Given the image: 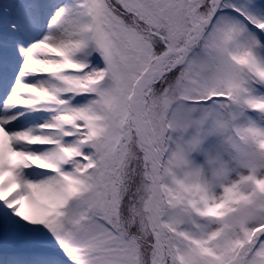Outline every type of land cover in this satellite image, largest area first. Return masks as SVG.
I'll return each instance as SVG.
<instances>
[{"label": "snow or ice", "instance_id": "6c2138e0", "mask_svg": "<svg viewBox=\"0 0 264 264\" xmlns=\"http://www.w3.org/2000/svg\"><path fill=\"white\" fill-rule=\"evenodd\" d=\"M0 264H264V0H0Z\"/></svg>", "mask_w": 264, "mask_h": 264}]
</instances>
